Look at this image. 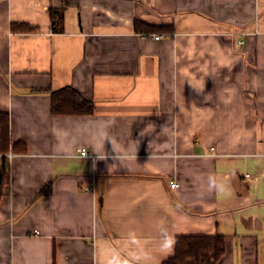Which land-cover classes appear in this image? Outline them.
I'll return each instance as SVG.
<instances>
[{
    "label": "crops",
    "instance_id": "1",
    "mask_svg": "<svg viewBox=\"0 0 264 264\" xmlns=\"http://www.w3.org/2000/svg\"><path fill=\"white\" fill-rule=\"evenodd\" d=\"M65 86L92 115H52ZM0 111L25 145L0 154V264H163L166 235L264 264V0H0Z\"/></svg>",
    "mask_w": 264,
    "mask_h": 264
},
{
    "label": "trees",
    "instance_id": "2",
    "mask_svg": "<svg viewBox=\"0 0 264 264\" xmlns=\"http://www.w3.org/2000/svg\"><path fill=\"white\" fill-rule=\"evenodd\" d=\"M57 16V29L60 28L63 10H51L53 23ZM55 29V28H54ZM11 30L20 32L33 31V27L26 24L14 23ZM135 30L139 33L172 32L169 28L146 27L135 23ZM50 111L52 115L90 116L94 112L93 102L82 97L71 86H65L50 92ZM9 151L20 153L25 151L22 142H13L9 132L8 114L0 111V154ZM8 179V163L3 158L0 169V189ZM224 252V239L220 236H179L176 238L174 255L163 264H216Z\"/></svg>",
    "mask_w": 264,
    "mask_h": 264
},
{
    "label": "clouds",
    "instance_id": "3",
    "mask_svg": "<svg viewBox=\"0 0 264 264\" xmlns=\"http://www.w3.org/2000/svg\"><path fill=\"white\" fill-rule=\"evenodd\" d=\"M174 244V237L166 235L161 246V251L165 253L171 252ZM129 255L130 259H124L118 252H114L109 258L106 259L105 264H131L132 261L139 259V257L133 253H130Z\"/></svg>",
    "mask_w": 264,
    "mask_h": 264
},
{
    "label": "built area",
    "instance_id": "4",
    "mask_svg": "<svg viewBox=\"0 0 264 264\" xmlns=\"http://www.w3.org/2000/svg\"><path fill=\"white\" fill-rule=\"evenodd\" d=\"M159 38H160L159 36H154L155 40H158ZM240 43L241 42H239L238 44H240ZM76 153L81 155V156H84V157L88 156V152H87V150L84 147H78L76 149ZM170 188H172V189L176 188V183L173 182V181L170 182Z\"/></svg>",
    "mask_w": 264,
    "mask_h": 264
}]
</instances>
